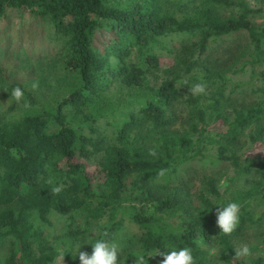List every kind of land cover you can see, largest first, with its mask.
Listing matches in <instances>:
<instances>
[{"label":"trees","instance_id":"16d2710c","mask_svg":"<svg viewBox=\"0 0 264 264\" xmlns=\"http://www.w3.org/2000/svg\"><path fill=\"white\" fill-rule=\"evenodd\" d=\"M263 18L264 0H0V60L53 77L29 88L0 65V264H80L73 249L100 222L83 252L114 243L118 264L181 248L194 264H264V100H235L210 49L245 36L248 59L234 73L250 67L255 78L264 59V22L255 20ZM180 37L174 47L164 42ZM196 84L205 92L193 95ZM195 161L227 163L230 185L220 191L218 171L191 194L177 175ZM232 202L239 224L225 234L217 208ZM56 216L66 226L50 240L44 229ZM127 221L136 234L120 240ZM244 243L250 252L237 257Z\"/></svg>","mask_w":264,"mask_h":264},{"label":"rangeland","instance_id":"374dc122","mask_svg":"<svg viewBox=\"0 0 264 264\" xmlns=\"http://www.w3.org/2000/svg\"><path fill=\"white\" fill-rule=\"evenodd\" d=\"M252 6H254V2H251ZM15 20V19H14ZM13 20V21H14ZM255 22L257 24H261L264 22L263 19H256ZM15 25H19V21L17 22L16 20L14 21ZM3 24V23H2ZM26 24L23 22L20 27L26 29ZM186 38V37H185ZM183 40V37L180 38H170L167 40H164V42L169 45L170 47H174L177 44H179L180 41ZM26 42V41H25ZM247 40L245 36H241L238 39L237 43H232V39H223L220 40L214 44L211 45V55L214 57H219L222 62L225 64V71L224 73L230 77L232 87L230 86L228 91H232V97L242 103H245V105L249 104H254V103H259L264 100V98L260 94H252L251 92V84L257 88V89H264V80H260L258 78L259 73H264V59L262 62L257 64L254 67V72L256 73V77L253 78L251 77L252 71L250 67H247L243 72L240 73H234L236 68L238 66L246 61L248 59L247 55L244 53V49L247 46ZM246 44V45H245ZM24 48H27V44L24 43ZM226 46H230L232 48V55L228 56L224 54V48ZM246 51V49H245ZM160 54V53H159ZM160 58L162 61L163 65H166L168 63V58L164 57L160 54ZM0 65H2L8 76H10L12 79H16L20 82H24L25 84L28 85L29 88H33L32 85L35 84H41V82H44V78L46 81H49L53 77H47L45 75H42L44 69H41L39 67H36L34 63L27 64L26 62H18L17 64L6 60L5 62L1 59L0 60ZM106 134L110 133L111 128L107 127L106 128ZM209 130L213 133L215 131L219 132L220 131V124L218 125H211L209 127ZM219 130V131H218ZM206 150H208V153L214 154L216 150V137L211 136L210 139H207L206 142ZM253 148L249 145L248 147H244L243 150H248L247 154H252L254 151L252 150ZM245 152V151H244ZM94 172V170H91ZM222 173L223 177L220 182V191L223 192L229 185H230V180L234 176L233 170L231 169L230 166H228L227 163L224 162H218V163H211V162H199L195 161L192 163H189L188 165L184 166L182 170L179 171L178 173V179L182 183H185L187 185V188L189 189L191 194H195V192L200 191L201 189V179L205 175H212L216 172ZM99 182V181H98ZM97 182V184H98ZM258 204V205H257ZM257 204H253L254 208H258L259 206H262L259 202ZM51 223L53 226L51 228H45L44 229V235L48 237L50 240H53L54 237L59 236L65 226H66V221L65 219L61 217H53L51 218ZM101 223V222H100ZM100 223H95L89 232V238L85 243H79L76 244V246L73 249V254H78V250L80 252H83L85 248L91 246V240L95 238L98 232V227L101 226ZM136 228L132 226L128 221L125 222L124 226L122 227L121 232L119 233V239L121 240L122 238H128L136 234ZM252 234L251 232L249 235ZM247 243H244V246H246ZM6 250H7V244L3 247L0 248V263H2L3 257L6 255ZM71 250V249H70ZM75 250V251H74ZM262 258H264V248L261 249L260 251L257 252ZM56 264H64V261L62 260H57Z\"/></svg>","mask_w":264,"mask_h":264},{"label":"clouds","instance_id":"9594fccd","mask_svg":"<svg viewBox=\"0 0 264 264\" xmlns=\"http://www.w3.org/2000/svg\"><path fill=\"white\" fill-rule=\"evenodd\" d=\"M38 85L33 84L32 87L36 88ZM193 95L202 94L205 92L204 84H196L190 89ZM23 91L21 88L16 87L12 89V96L20 101L23 98ZM155 155V153H152ZM57 188L55 191H59ZM239 213L240 205L238 203H229L226 207L217 208V225L219 229L225 234H231L239 224ZM92 253L89 255L86 252L79 253L80 264H118V254L119 247L116 244H109L106 241L98 240L94 245H92ZM250 250L247 246L235 250V255L237 257L247 256ZM77 256V255H76ZM75 256V257H76ZM162 256V264H194L193 256L189 248H181L178 251H168L164 253L158 252L155 255H138L137 264H145L148 262L149 257ZM74 257V258H75Z\"/></svg>","mask_w":264,"mask_h":264}]
</instances>
